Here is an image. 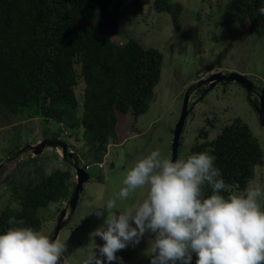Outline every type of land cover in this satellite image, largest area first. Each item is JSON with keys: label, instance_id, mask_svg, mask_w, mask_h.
<instances>
[{"label": "trees", "instance_id": "trees-1", "mask_svg": "<svg viewBox=\"0 0 264 264\" xmlns=\"http://www.w3.org/2000/svg\"><path fill=\"white\" fill-rule=\"evenodd\" d=\"M222 2L232 24L264 37V15L258 12L264 0H215L218 5ZM127 3L128 0H0V113L11 123L36 107L30 117L59 124L67 137L79 139L78 130L83 129L84 143L92 152L87 165L102 161L110 144L119 145L137 135L130 123L149 110L161 80L164 56L155 47L127 38L121 23ZM151 3L158 14H170L174 27L180 29L181 3ZM218 123L215 119L207 121L188 155L209 151L216 157L215 166L225 182L242 190L255 178V169L264 165V152L249 125L239 118L223 124L210 141V130H215ZM46 138L59 139L60 134L51 133ZM73 147V154L79 155L81 149ZM63 161L72 167L69 157ZM71 167L17 185L10 203L0 206V234L13 226L8 224L10 217L24 220L23 226L43 230L42 209L60 204L61 214L75 187L72 180L76 173L71 172ZM96 169L100 170L91 167L89 172ZM101 175L99 172L97 178L101 179ZM203 191L211 195L210 188ZM196 260L193 253L191 264Z\"/></svg>", "mask_w": 264, "mask_h": 264}, {"label": "rangeland", "instance_id": "rangeland-1", "mask_svg": "<svg viewBox=\"0 0 264 264\" xmlns=\"http://www.w3.org/2000/svg\"><path fill=\"white\" fill-rule=\"evenodd\" d=\"M153 1L141 0L137 3L128 0L122 9L121 23L125 26L127 38H135L142 45L155 47L162 52L164 62L160 83L155 88L149 110L130 123L129 127L137 135L119 145L110 144L104 156L105 161L97 162L103 168L89 172L90 179L84 185L75 214L59 233L66 245V251L62 254L65 264H83L93 251L98 255L95 246H103L105 242L100 237L93 239L90 234L103 226L107 218L103 207L118 194L127 170L137 159L157 147L162 149L165 157L170 156L187 89L213 73L232 72L245 75L257 87L264 88V37L259 38L232 24L225 2L218 5L215 0H173L183 6L181 26L176 29L171 15L158 14L152 7ZM200 95H204V98L196 103ZM189 109L193 110L186 120L179 158L187 157L189 150L196 145L198 132L207 126L209 119L219 122L215 130H210V141L216 137L223 124L239 118L249 125L264 152V128L257 111L249 102L247 91L239 84L217 85L209 91L194 92L190 97ZM36 110L33 107L24 111L22 117L13 119L11 123L0 113L1 207L10 203L9 199L17 185L36 180L42 174L50 175L57 169L71 167L64 163L56 149L47 148L32 160L31 147L51 133L60 134L61 141L81 149L79 155L82 167L84 162L92 158L89 146L84 143L83 129L78 130L79 139L67 137L59 124H47L39 116H29ZM70 149L74 151V147ZM70 170L74 172L72 167ZM99 172L102 173L101 179L97 178ZM254 179L264 188V165L255 169ZM145 195L146 189L137 190L128 200H118V208L113 211L138 203ZM260 203H264V196ZM59 209L60 204L53 203L40 211L45 223L43 232L49 238L58 224ZM97 211H103L104 215L97 216ZM151 240H154V236L150 232L145 233L139 244H130L116 255L122 258L123 264H151ZM104 259L105 264H108ZM112 264H120V261Z\"/></svg>", "mask_w": 264, "mask_h": 264}, {"label": "clouds", "instance_id": "clouds-1", "mask_svg": "<svg viewBox=\"0 0 264 264\" xmlns=\"http://www.w3.org/2000/svg\"><path fill=\"white\" fill-rule=\"evenodd\" d=\"M258 12L264 15V6ZM215 161L209 151L173 160L160 147L138 158L127 170L118 194L103 207L107 218L90 235L105 243L95 246L98 255L93 251L85 264H105L104 258L108 264L117 260L123 264L116 253L139 244L148 232L154 236L151 264H191L193 253L196 264H264V206L260 203L264 188L255 179L242 190L233 188ZM205 187L211 195L204 194ZM145 189L141 201L113 211L118 200L126 201ZM8 224L13 226L0 234V264L63 263L66 245L59 236L50 239L43 230L23 226L25 221L15 217Z\"/></svg>", "mask_w": 264, "mask_h": 264}, {"label": "water", "instance_id": "water-1", "mask_svg": "<svg viewBox=\"0 0 264 264\" xmlns=\"http://www.w3.org/2000/svg\"><path fill=\"white\" fill-rule=\"evenodd\" d=\"M219 83L230 84L236 83L243 87L248 92L249 102L257 111L260 123L264 128V88L259 93L254 85V83L248 79L247 76L239 74V73H229V74H222V73H213L207 79L194 84L189 89L185 91L184 99H183V106H182V113L180 115L177 127L174 131V139L172 145V155L171 158L173 160L177 159L181 137L186 125V120L193 109H189V102L190 97L194 91L198 88L202 87L205 84H209L207 91L215 88ZM252 94H255L258 97V103L256 100L252 98ZM204 95H202L199 101H202ZM47 148L50 149H62L63 158L69 157L73 161L72 168L75 170L77 176V182L75 184L73 194L68 202V206L63 209L60 214L58 224L50 237V239H55L59 236L61 229L69 223L71 218L74 216L80 195L84 190V185L86 182L89 181L90 175L88 171L80 165V160L78 155L73 154L69 151V144L66 142L61 141L60 139H53V138H45L41 143L33 147L34 154L36 156L41 155ZM65 264V263H60Z\"/></svg>", "mask_w": 264, "mask_h": 264}, {"label": "built area", "instance_id": "built-area-1", "mask_svg": "<svg viewBox=\"0 0 264 264\" xmlns=\"http://www.w3.org/2000/svg\"><path fill=\"white\" fill-rule=\"evenodd\" d=\"M64 134L67 136V132H65ZM57 151H58V154H59L60 157H61V156H62V151H61L60 149H58ZM70 152L72 153L71 150H70ZM31 156L33 157L34 154L32 153ZM23 160H24V159H23ZM104 161H105V159H104ZM112 163H113V162H112ZM84 166H85V169H86L87 171H89V170L91 169V167H97V166H98L100 169L103 168V167H102L103 165H102L101 163H95L94 165H90V164L87 165V163L84 162ZM73 176H74L73 181L76 182V180H77V176H76L75 174H74ZM67 206H68V202H64V208L67 207ZM83 264H85V262H84Z\"/></svg>", "mask_w": 264, "mask_h": 264}, {"label": "flooded vegetation", "instance_id": "flooded-vegetation-1", "mask_svg": "<svg viewBox=\"0 0 264 264\" xmlns=\"http://www.w3.org/2000/svg\"><path fill=\"white\" fill-rule=\"evenodd\" d=\"M218 85H222V86H226L227 84H224V83H219ZM254 85H255V83H254ZM208 86H209V84H205V85H203L202 87H200V88H198L197 90H196V93L198 92V93H200V92H203V91H205L207 88H208ZM255 87H256V89H257V91L260 93L261 91H262V87H257L256 85H255ZM248 93V92H247ZM200 96H202V95H200ZM252 98L254 99V100H256V101H258V97L255 95V94H252ZM199 100V99H198ZM258 103V102H257Z\"/></svg>", "mask_w": 264, "mask_h": 264}]
</instances>
